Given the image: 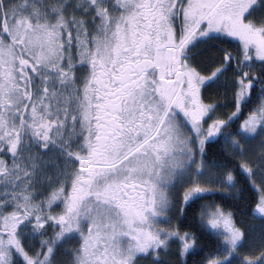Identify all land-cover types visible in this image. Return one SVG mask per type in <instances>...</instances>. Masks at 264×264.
<instances>
[{
	"label": "snow or ice",
	"instance_id": "1",
	"mask_svg": "<svg viewBox=\"0 0 264 264\" xmlns=\"http://www.w3.org/2000/svg\"><path fill=\"white\" fill-rule=\"evenodd\" d=\"M0 264H264V0H0Z\"/></svg>",
	"mask_w": 264,
	"mask_h": 264
}]
</instances>
